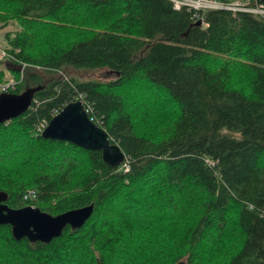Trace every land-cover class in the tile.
I'll return each mask as SVG.
<instances>
[{
    "label": "trees",
    "instance_id": "16d2710c",
    "mask_svg": "<svg viewBox=\"0 0 264 264\" xmlns=\"http://www.w3.org/2000/svg\"><path fill=\"white\" fill-rule=\"evenodd\" d=\"M215 1L242 8L0 0V27L15 23L0 82L39 86L0 123L4 203L51 215L92 203L47 243L0 224V264H264V13L247 10L264 0ZM148 84L160 115H147ZM74 100L122 152L118 166L40 136Z\"/></svg>",
    "mask_w": 264,
    "mask_h": 264
},
{
    "label": "water",
    "instance_id": "95a60500",
    "mask_svg": "<svg viewBox=\"0 0 264 264\" xmlns=\"http://www.w3.org/2000/svg\"><path fill=\"white\" fill-rule=\"evenodd\" d=\"M200 25L201 20L193 23ZM39 86L23 89L19 93L0 92V123L22 114L30 105L33 93ZM44 139L70 142L87 150L101 153L104 162L118 166L123 154L114 143H110L106 132L92 121L81 101H69L51 116L40 132ZM6 193L0 191V224H8L15 240L25 237L30 242H49L59 236L67 225L79 228L92 212V203L51 215L34 206L11 208L4 201ZM178 264H182L179 262Z\"/></svg>",
    "mask_w": 264,
    "mask_h": 264
},
{
    "label": "rangeland",
    "instance_id": "374dc122",
    "mask_svg": "<svg viewBox=\"0 0 264 264\" xmlns=\"http://www.w3.org/2000/svg\"><path fill=\"white\" fill-rule=\"evenodd\" d=\"M258 9V8H256ZM262 10H264V8H260ZM261 13H264V11H262ZM15 28V23L14 22H10L9 24H7L4 27H0V47H4L6 45L5 39H4V33L5 32H9V31H13ZM0 69L4 70V67L2 65V63H0ZM66 73H70V74H74L75 76H77L78 78H95V79H107V78H111L113 76V74L111 73H106V72H102V71H84V72H76V71H71L69 69H66ZM10 78V75L8 73H4V79H8ZM150 92H147V89H139L138 91L142 92L143 94H145V92H147V101L148 104L146 103V111H147V115L150 114L152 111L155 110V113H157V115L161 114V109L162 108H158V106L155 105V102L160 100L163 98V94L162 92H160L159 90H153L152 87L149 86V84L146 86ZM145 90V91H144ZM131 91V90H130ZM131 94V93H130ZM171 102H168V106L170 108H168V110H170L172 108L173 105H171Z\"/></svg>",
    "mask_w": 264,
    "mask_h": 264
},
{
    "label": "built area",
    "instance_id": "2783aa9c",
    "mask_svg": "<svg viewBox=\"0 0 264 264\" xmlns=\"http://www.w3.org/2000/svg\"><path fill=\"white\" fill-rule=\"evenodd\" d=\"M168 1L171 2L174 9H178L181 6H185L186 8H192L194 10H201V11L205 9H215V8H222V7L229 8L232 10L242 8L238 5L236 1L226 4V5L220 2H217L215 0H168ZM247 10H252L256 12L264 11L260 8L247 9ZM5 54H6L5 50L2 47H0V60L5 56ZM13 84H14V81L12 79H7V81L0 82V92L6 91V89L12 87ZM43 127L44 126L41 127V130Z\"/></svg>",
    "mask_w": 264,
    "mask_h": 264
}]
</instances>
